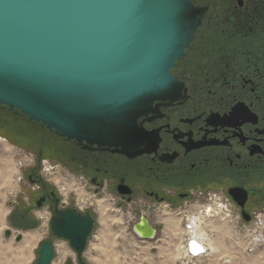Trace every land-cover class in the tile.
<instances>
[{"label": "water", "instance_id": "95a60500", "mask_svg": "<svg viewBox=\"0 0 264 264\" xmlns=\"http://www.w3.org/2000/svg\"><path fill=\"white\" fill-rule=\"evenodd\" d=\"M205 10L191 0H0V108L83 150L129 159L148 152L151 134L138 119L155 112V102L183 99L172 69ZM227 194L249 222L246 191ZM8 222L36 228L18 210ZM93 222L75 208L56 211L49 222L52 236L68 243L78 264H86ZM132 232L141 240L157 235L144 216ZM54 255L52 241H42L35 264H52Z\"/></svg>", "mask_w": 264, "mask_h": 264}, {"label": "flooded vegetation", "instance_id": "af4514ba", "mask_svg": "<svg viewBox=\"0 0 264 264\" xmlns=\"http://www.w3.org/2000/svg\"><path fill=\"white\" fill-rule=\"evenodd\" d=\"M191 1L206 10L184 57L172 69L183 85V99L155 102V112L138 119L151 134L149 151L129 159L110 150H83L62 139L69 146L67 161H43L65 167L75 192L64 199L38 175L29 174L36 188L12 211L34 220L36 228L13 229L34 233L36 213L47 210L44 241L54 245L61 240L49 226L56 211L75 208L89 214L93 232L101 205L146 217L158 234L163 209L180 214L183 202L214 192L228 196L232 188L246 191L243 210L250 220L264 208V0Z\"/></svg>", "mask_w": 264, "mask_h": 264}, {"label": "rangeland", "instance_id": "374dc122", "mask_svg": "<svg viewBox=\"0 0 264 264\" xmlns=\"http://www.w3.org/2000/svg\"><path fill=\"white\" fill-rule=\"evenodd\" d=\"M5 147H8L9 151H6ZM34 159V154L23 148L4 141L0 143V264H35L39 244L48 237L47 210L44 213H36L39 227L34 233L39 238L34 241L29 250L25 248L27 233L13 229L8 222L13 207L20 204L23 199H28L30 193L36 188L28 181V174H26L29 170L36 168ZM23 164L26 166L24 171L20 169V165ZM34 174L56 189L64 199L75 192L76 187L73 186L69 173L59 163L50 162L49 166H40L39 169L37 167ZM19 178L22 180L19 181ZM112 197L114 196L111 195ZM108 201L111 203V200ZM197 201L201 202L196 204ZM80 203L82 204L81 199L77 205ZM183 203L179 210L180 214H176L177 210L174 214H167L163 209L160 215V218L164 219L163 224L156 225L159 233L153 240H141L132 233L131 226L139 218L135 212L128 210L118 213L117 208L103 207L106 218L102 220L99 212L96 218L97 224L82 256L83 261L86 264H264V243L253 252L248 251L255 237L254 224L243 223L241 217L237 221H231L218 214L206 216L203 209L200 213L203 217L200 228L206 235L208 249L196 260L183 258L178 248L183 223L181 217L183 214H191L198 210L199 205L204 209L207 205L203 198ZM80 207L82 208L80 211L83 212V207ZM162 208L158 214H161ZM142 210L146 213V209ZM151 214L153 213L150 212L148 217L153 220ZM154 214L157 215V212ZM6 230L12 233L9 239L3 237V232ZM17 235L22 236V241L15 242L14 237ZM54 251L52 264H66L67 261V264H71L69 261H77L74 252L63 240L55 241ZM63 251L66 257L62 261Z\"/></svg>", "mask_w": 264, "mask_h": 264}, {"label": "trees", "instance_id": "16d2710c", "mask_svg": "<svg viewBox=\"0 0 264 264\" xmlns=\"http://www.w3.org/2000/svg\"><path fill=\"white\" fill-rule=\"evenodd\" d=\"M0 136L34 154L36 168L29 170L28 175L35 173L43 160L67 161V143L40 124L28 121L25 116L10 112L6 107L0 108Z\"/></svg>", "mask_w": 264, "mask_h": 264}, {"label": "built area", "instance_id": "2783aa9c", "mask_svg": "<svg viewBox=\"0 0 264 264\" xmlns=\"http://www.w3.org/2000/svg\"><path fill=\"white\" fill-rule=\"evenodd\" d=\"M43 164H48L47 161H43ZM20 165V169H25L26 166ZM22 178H19V181H21ZM203 201L206 202L205 209L203 206L199 205V209L193 211L191 214H183L181 217L182 223V233L181 234V243L179 244V250L182 253V257L186 258L188 260H196L207 251L203 250L202 247L194 248L193 250L190 248L192 245L199 243V238H195L194 233L196 232V220L191 219V217L200 215L202 213V210L205 211L206 216H214L219 215L223 216L225 219H230L231 221H234L239 219L241 215L238 212L237 206L235 203L228 197L224 196L220 193H208L206 196L203 197ZM199 204L201 201H197ZM209 210V211H208ZM211 212V214H210ZM251 220L248 224L252 223L254 224L253 232L255 234V237L250 243L249 252H253L257 247L261 246L264 243V238L259 236L260 234H264V208L260 211H256L251 214ZM242 219V218H241ZM203 220V218H202ZM202 223V222H201ZM201 227V224L198 223ZM201 229V228H200ZM185 233V234H184ZM259 236V237H258ZM188 247V250L186 248Z\"/></svg>", "mask_w": 264, "mask_h": 264}, {"label": "bare ground", "instance_id": "6f19581e", "mask_svg": "<svg viewBox=\"0 0 264 264\" xmlns=\"http://www.w3.org/2000/svg\"><path fill=\"white\" fill-rule=\"evenodd\" d=\"M6 148V151H9V148L8 147H5ZM8 153V152H7ZM45 165H47V166H49V163L48 164H45ZM44 164L42 165V167L43 166H45ZM99 207H100V218L102 219V220H104L105 218H106V216H105V213H104V209H103V207H101V205H98ZM209 211V210H208ZM202 216H201V214L200 215H197V217L196 216H194L193 215V217H191V219H195L196 220V232L194 233V236H195V238H199V243H196V244H194V246L192 245L190 248L193 250L194 248L196 249V248H198V247H202V249L203 250H207L208 248V243H207V238H206V235H205V233L203 232V230L202 229H200V225L198 224V223H200L201 224V222H202ZM101 222V221H100ZM103 223V222H102ZM104 224H106V223H104ZM103 224V225H104ZM181 234H183L182 232H181ZM185 234V233H184ZM259 236H261L262 238H264V234H260ZM258 236V237H259ZM39 237L35 234V233H27V235L25 236V246H27V247H25V248H27V250H29L30 248H31V246L33 245V243H34V241L35 240H37ZM181 243V242H180ZM179 243V244H180ZM186 248H187V250H188V247L186 246ZM66 250V249H65ZM60 252V251H59ZM26 253V252H25ZM66 257V254L64 253V251L62 252V255H61V260L63 261L64 260V258ZM60 258V257H59ZM58 258V259H59ZM60 260V259H59ZM62 261H61V263H62Z\"/></svg>", "mask_w": 264, "mask_h": 264}]
</instances>
